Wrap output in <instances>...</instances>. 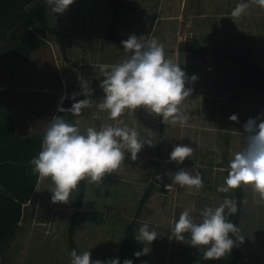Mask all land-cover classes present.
<instances>
[{"label":"rangeland","instance_id":"1","mask_svg":"<svg viewBox=\"0 0 264 264\" xmlns=\"http://www.w3.org/2000/svg\"><path fill=\"white\" fill-rule=\"evenodd\" d=\"M119 1L135 7L134 11L123 15L119 34L126 39L129 35L135 34L143 42L152 36L151 39L155 38L164 46L166 57L172 58L190 76H202L203 71L207 74L213 66L212 63H207L211 61L210 58L182 52L180 50L182 44H187L193 37H196L207 47L214 45L220 47L222 45L216 42L230 39L225 38L224 35L234 31L232 34L235 36L232 38L236 39L234 42L238 47V53L252 57L256 61L255 65L263 70L264 77V12H258L264 11V8L251 4L249 9L252 12H245L240 18L232 17L231 12H203L209 16L202 20L199 16L201 12L193 11L196 9V0ZM234 2L240 3L239 0ZM160 6L161 11H159ZM159 16H162L161 21ZM47 17L51 24L48 43L53 53L56 51L59 57L62 56V66L59 72L63 75L72 74L67 85L69 102L65 105L66 108L71 107V94L76 93L78 96L82 92L81 83L87 81L93 91L85 98L92 101V106L82 109L84 111L82 113L87 114L84 116L87 121L81 125V130L85 131L88 127H95L99 130L105 124L116 125L118 121L109 119L107 111H100L96 107V103L100 102V97H98L100 89L99 87L95 89L91 85V80L95 82V86H98L97 82H100L103 73L97 69L94 70L89 65V63L101 62L112 65L123 61L131 54L122 47L121 43L105 38L109 33L113 17L108 1L74 0L63 14L51 12ZM91 20H93L94 28L86 26ZM215 25H219L222 30L230 27L229 32L217 37L213 33H208ZM60 33L67 35L65 37L67 56L65 57L59 44L58 34ZM222 60L224 59H219L220 62ZM34 65H32V70L36 75L35 81H37V76L46 72L52 75L50 84L51 82L58 83L55 77L56 68L51 61L48 63V70L42 61ZM247 65L246 74L252 66ZM244 72V69H237V75L227 78V81H230L227 83L230 89L228 91V88L223 89L221 94L224 95L216 97L218 98L216 106L220 107L215 112L220 115L216 120L213 119L215 118L213 115L206 113L207 110L203 111L201 107L202 99L205 97L193 95L187 98L191 104L186 112L188 122L185 124V129L188 131L186 135L188 144L195 145L197 139L203 137L204 145L209 146L206 148L216 153L214 138L220 137L219 132L243 130V124L238 126L235 121L229 119L234 113L229 112L227 107L230 108L228 104L231 102V94L247 79ZM212 74L215 73L212 72ZM76 75L79 79L76 82L77 86L73 87ZM15 104L23 109L27 105L23 97H20ZM17 106L15 111L21 112V108ZM118 120L124 121L129 128H134L139 133V138L150 144L143 146L135 161L131 159L130 153H126L125 167L121 169L120 166L115 172L106 174L102 182H91L90 178H87L86 198L80 210L76 239H78L80 252L89 250L93 261L116 258L119 245L123 243L126 231L135 219L140 200L149 186L150 179L153 178V172L152 178L147 174L149 168L154 170V161L147 158L155 157L158 151L157 141L161 138L160 125L163 118L150 113L143 107L135 109L133 113L126 111ZM178 126L173 125V130H177ZM200 132L204 134L200 135ZM220 142L222 147L227 144L225 139H221ZM47 180L49 183L45 184L48 186L38 193L31 206L27 207L20 235L0 255V264H71L68 232L73 214L78 209L79 184L71 193L68 203H53L51 190L54 184L50 178ZM38 205H40L39 210H37ZM243 226L245 228V224ZM107 244V249H104ZM93 252H97L100 256L95 257Z\"/></svg>","mask_w":264,"mask_h":264},{"label":"clouds","instance_id":"2","mask_svg":"<svg viewBox=\"0 0 264 264\" xmlns=\"http://www.w3.org/2000/svg\"><path fill=\"white\" fill-rule=\"evenodd\" d=\"M45 2L52 13L63 14L74 0ZM251 4L264 8V0L240 2L232 10L231 16L240 18ZM121 45L131 54L121 62L100 66L104 79L99 86L104 95L96 103L100 111H107L109 119L118 123L102 125L99 130L88 127L81 132L79 121L69 123L61 115H54L44 131L41 151L29 161L33 174L41 179L52 180L53 203H68L71 193L81 181L90 178L91 182H102L106 174L115 172L121 166L126 153H130L131 159L135 161L143 146L150 144L140 139L134 128H129L124 121L118 120L126 111L133 113L135 109L143 107L150 113L161 116L165 124L185 125L188 122V115L180 105L193 90L186 87V84L189 81L196 82L198 77H188L178 63L167 58L164 46L155 38L143 42L140 37L131 34L121 41ZM81 88L80 94L85 97L92 94L93 90L87 81L81 83ZM76 95L71 94L70 98L75 102L70 108L65 109L58 105L57 111L71 112L79 116L82 109L92 106L91 100L85 98L77 101ZM67 98V95L62 97V101ZM229 119L238 121V116L233 114ZM243 128L247 146L230 160L226 186L218 188V191L228 192L242 184L250 185L254 193L264 200V118H249ZM194 152L190 145L178 144L173 147L169 159L182 164ZM166 175H171L173 184L181 188L187 186L199 190L203 187L202 177L194 168L181 169ZM226 209L229 214H235V202L226 198L215 208L205 207L201 212L200 223L195 222L189 211L185 210L171 228V232L176 240H187L191 246L202 251L205 259L219 260L235 246V241L229 234H233L241 242L244 239L236 235L239 228L226 218ZM185 234H188L187 238ZM157 237L158 233L150 231L149 225L145 223L139 227L135 239L141 244L147 242L151 245ZM149 251V247H143L142 252L134 255L139 258ZM70 256L71 264H120L119 258L93 261L89 250L81 254L72 250ZM123 264H133V261L125 259Z\"/></svg>","mask_w":264,"mask_h":264},{"label":"crops","instance_id":"3","mask_svg":"<svg viewBox=\"0 0 264 264\" xmlns=\"http://www.w3.org/2000/svg\"><path fill=\"white\" fill-rule=\"evenodd\" d=\"M234 1L236 0H196V9L193 11L201 12L199 14L200 19L204 20L209 15H206V13L203 12H232V10L237 5V3H235ZM239 1L245 3L250 2V0ZM161 9L162 8L160 6L159 11H161ZM246 12L252 11L248 9ZM159 17L161 21L162 16ZM165 20L167 21V19ZM86 26L94 28L93 20L87 23ZM229 29L230 27L222 30L219 25H215L214 28L212 27L211 31H209L208 33H213V35L217 37L223 33L225 34V32L228 33ZM232 32L234 31H230L229 34L224 35L225 38L227 37L230 39L223 42H216V44H221L222 46L220 47H230L237 50L238 47L234 42L236 39L232 38V36L235 35H233ZM151 37L149 36L148 39L144 42L150 41ZM105 38H107V36ZM48 39L46 44L38 49L30 57L28 62L20 64L14 72H11L6 65L0 67V111L3 110V112L10 113L15 122L16 132L20 136L28 137L35 134L44 133L51 120V117L54 115H61L67 122H69L70 112L60 113L57 111V108L59 105L61 107H64L65 109H68L65 105L69 102V98L63 99L62 101V97H65L66 95L68 96L69 91L67 85L69 78L72 77V74L63 75L59 72L60 67L62 66V56L59 57V54L56 51L55 53H53V49L50 47ZM201 43L203 44V42ZM209 47L216 46L214 45ZM63 56H67V53H63ZM246 58L249 60L247 64H255L256 61L252 57ZM49 60L56 68L55 77L58 81L57 84L54 82H51V84L49 83L52 75L46 72H43L42 74L37 76V81L34 80V77H36V75L32 70V65H34V63L38 61H42V64H45L44 67L48 70V63L50 62ZM225 61L227 60L224 59L222 60V62H220L219 59H211V61L207 63H212L213 69H206L209 71V73L205 74V71H203V73L201 74L202 76L196 75L198 77L196 82L191 83V81H189L186 84V87H190L193 89L189 97H192L193 95H200L205 97L204 99H202L201 107H203V111L207 110L205 111L206 113L213 115L215 117L213 119L215 120L220 117V115L215 113L220 108L219 106H216L218 103V98L216 97L224 95L221 94V92L224 91L223 89L226 90V88H228L227 91L230 89L227 86V83L230 82L227 81V78L237 75V69H244V75L247 76V64L245 67H242L240 64ZM89 65L94 70L97 69L98 71H100V66L108 65V63H89ZM250 68L252 69V66ZM212 72H214L215 74H212ZM187 76L192 77L189 74H187ZM78 79L79 78L76 75L74 78L75 84H73V87L77 86L76 82L78 81ZM103 79L104 76L101 77L100 82ZM217 81H219L220 83ZM263 81L260 83V87L246 89L238 99L233 98V94L238 89L231 94V102L228 104L231 110L229 107H226L229 109V112L232 111L238 116V121H235L238 126H240L241 124L244 125L249 118H257L258 116L264 118ZM100 82H97L99 84L98 86H95V82L91 80V85H93L95 89L97 87H99L100 89V95L98 96L100 97L99 101L103 98L104 95L102 89L99 86ZM217 92L219 93L217 94ZM20 97H23L27 104L25 109H23V107H18L15 104L16 101L20 99ZM84 98L85 96L82 94L76 96V100H81ZM187 98L180 105L181 109L185 113L188 111L191 105L189 99ZM71 102L74 103V100H72ZM16 106L18 108H21L22 111H15ZM210 109L212 111H210ZM82 112L84 111L82 110L81 114L79 116H76V121H79L78 126L80 130L81 125L85 121H87L86 117H84L85 115L87 116V114H83ZM176 125L178 126V124ZM172 126L173 124H165L162 120L160 125L161 138L159 141H157L158 151L156 155H154L155 157L147 158L148 160L150 159L154 161V170L152 171V169L149 168L147 175H150V177L152 178L151 174L153 172V178L150 179L149 185L154 183L156 185V189L151 194L143 209L142 214L137 220L134 239L135 236L138 235L139 227L145 223L149 225L150 231L154 230L158 233V237L151 243V245H149L147 242L141 244L135 239V253L142 252L143 247L150 248L148 254L141 255V257L145 261V264H181L183 261L191 257L204 258V256L202 255V251H200L196 247L191 246V244L187 240H176V237L171 232V228L179 219L180 214L185 210L189 211L195 222L200 223L202 222L201 212L205 207L215 208L219 206L226 198L231 199L236 203L234 189H230L228 192H221L218 191V188L226 186L225 179L229 173L230 160L234 158L237 152L243 151L247 146L244 128L243 130L241 129V131L240 129H238V131L224 130L225 132H219L220 137L214 138V144L216 146V148L214 149L216 150V153H214L212 152V150H208L206 148L209 146L204 145L205 140L203 137L198 138L195 145L188 144V138L186 136L188 134V131L185 129V125L178 126L179 128L175 131L173 130ZM81 132L84 131L81 130ZM199 134L203 135L204 132H200ZM221 139L226 140V146L222 147V143L220 142ZM178 144H188L195 150L193 155L189 158H186L182 164H178L175 161H170L169 159L173 147ZM144 158L146 159V157ZM139 159V161H141V158ZM157 164L159 166L158 172H156ZM123 167H125L124 162L121 164L120 168L122 169ZM193 168L199 171L203 180V187L199 190H196L194 187L189 188L187 186L181 188L179 185L173 184L171 175H166V173L174 174L181 169L191 170ZM144 175L146 176L145 172ZM157 177H160V179H157ZM47 179L48 178H40L34 196L32 197L31 201H29V203L25 205V214L21 223L22 228L27 207H30L34 199L36 198V195L44 191L48 186V184H45L49 183V180ZM242 187L244 190V203L240 217L239 237H242L244 239L242 242L239 240L240 249L244 254L247 264H264V200H261L259 198V195L254 193L250 185L242 184ZM39 208L40 205H38L37 210H39ZM225 215L226 217L229 215L227 209L225 210ZM244 224L245 228L243 226ZM22 228L19 230V232L22 231ZM19 232L10 241L9 245L12 241L15 240L16 237L20 235ZM185 235L187 238L188 234ZM76 238L77 233L75 235V240L78 245V239ZM109 239L111 240V238ZM110 245L111 244H109V246ZM120 246L121 245H119V247ZM104 247V249H107L106 247H108V244ZM228 254H226L224 257H226ZM93 255L95 257L100 256L99 254H97V252H93Z\"/></svg>","mask_w":264,"mask_h":264},{"label":"trees","instance_id":"4","mask_svg":"<svg viewBox=\"0 0 264 264\" xmlns=\"http://www.w3.org/2000/svg\"><path fill=\"white\" fill-rule=\"evenodd\" d=\"M107 1L113 12L107 40L121 43L126 38L119 34L120 22L123 15L134 11L135 7L119 0ZM50 13L45 0H0V67L6 65L11 72H14L20 64L28 62L30 57L46 44L51 30L47 17ZM66 36L63 33L58 34L59 44L64 54L67 52ZM180 50L203 58L225 59L242 67L249 62L247 56L238 53L234 48L207 47L196 37H193L189 43L182 44ZM263 80V70L253 64L252 69L248 71L246 81L233 94V98L238 99L248 88L260 87ZM75 122L76 116L70 112L69 123ZM43 134L20 136L16 132L15 122L10 113L0 111V255L22 228L25 205L31 201L38 187L40 177L32 173L29 161L41 151ZM158 171L157 164L156 172ZM86 189L87 178L79 183L78 209L73 214L68 232L71 251L76 250L78 254L80 251L75 235L78 230L80 210L86 198ZM155 189L156 185L150 184L139 203L135 219L128 227L116 255L120 264H123L125 259L132 260L133 264H145L141 256L137 258L134 255L136 249L134 234L137 220ZM234 192L237 211L226 218L237 225L239 232L236 235L239 237L240 217L244 203L242 185L234 189ZM229 235L235 241V246L226 257L219 260L191 257L181 264H247L240 249L239 239L233 234Z\"/></svg>","mask_w":264,"mask_h":264}]
</instances>
